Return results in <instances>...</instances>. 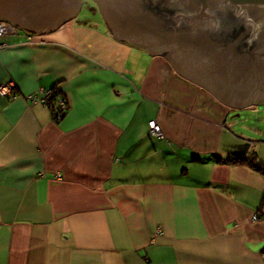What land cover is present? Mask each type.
<instances>
[{"label": "crops", "instance_id": "crops-1", "mask_svg": "<svg viewBox=\"0 0 264 264\" xmlns=\"http://www.w3.org/2000/svg\"><path fill=\"white\" fill-rule=\"evenodd\" d=\"M20 29L0 38L18 92L0 94V264H264V173L214 158L262 156L237 108L85 0L53 31Z\"/></svg>", "mask_w": 264, "mask_h": 264}, {"label": "water", "instance_id": "water-1", "mask_svg": "<svg viewBox=\"0 0 264 264\" xmlns=\"http://www.w3.org/2000/svg\"><path fill=\"white\" fill-rule=\"evenodd\" d=\"M100 1L116 39L165 56L179 74L233 108L264 100L258 91L264 90V0ZM82 3L0 0V14L46 33L74 18Z\"/></svg>", "mask_w": 264, "mask_h": 264}, {"label": "built area", "instance_id": "built-area-1", "mask_svg": "<svg viewBox=\"0 0 264 264\" xmlns=\"http://www.w3.org/2000/svg\"><path fill=\"white\" fill-rule=\"evenodd\" d=\"M20 32H21V29L17 25L11 22H8V21L0 20V38L6 39L9 36L19 35ZM27 37L31 41L32 36L29 35ZM6 45H7L6 43L0 44V49L5 47ZM0 93L3 96L9 97V98H16L18 96L16 86L12 82L0 85ZM43 93L44 95H43L41 102L44 105H46L48 108H50V106L54 107L56 109L57 119H59L60 121L69 111V103L67 99L62 96L56 97L55 90H48V91L46 90V91H43ZM30 100L33 102H36V97H30ZM149 132L151 136L157 139L165 138L163 130L156 120H152L149 122ZM256 219H257V216H254L253 220H256Z\"/></svg>", "mask_w": 264, "mask_h": 264}, {"label": "rangeland", "instance_id": "rangeland-1", "mask_svg": "<svg viewBox=\"0 0 264 264\" xmlns=\"http://www.w3.org/2000/svg\"><path fill=\"white\" fill-rule=\"evenodd\" d=\"M85 1L87 5L98 9L95 0ZM233 111L230 119L239 121V124H243L246 134L250 135L253 141L261 142L260 150L262 156H260V153L259 156L262 158L264 156V100L259 103L245 105Z\"/></svg>", "mask_w": 264, "mask_h": 264}, {"label": "trees", "instance_id": "trees-1", "mask_svg": "<svg viewBox=\"0 0 264 264\" xmlns=\"http://www.w3.org/2000/svg\"><path fill=\"white\" fill-rule=\"evenodd\" d=\"M53 90H55V96L56 97L59 96V92L56 89ZM50 110L52 112L53 118L55 117V119L59 121V119H57L56 109L50 106ZM214 158L216 159V161L222 163L245 164L256 169L257 171L264 173V160L255 151L249 152L246 157H237V158L224 160L223 158H220L218 155H215Z\"/></svg>", "mask_w": 264, "mask_h": 264}, {"label": "flooded vegetation", "instance_id": "flooded-vegetation-1", "mask_svg": "<svg viewBox=\"0 0 264 264\" xmlns=\"http://www.w3.org/2000/svg\"><path fill=\"white\" fill-rule=\"evenodd\" d=\"M103 1H104V0H103ZM96 3H97V5H99V7H101V1H100V0H99V1L96 0ZM259 45L262 46L261 44H259ZM261 50H264V47H263ZM260 65H261V64H260ZM261 70L264 72V67L261 66ZM219 78L223 80V76H222V74H220ZM258 91H259L260 93H262V91H264V90L259 89ZM254 96H258V95H254ZM231 102H232V101H231Z\"/></svg>", "mask_w": 264, "mask_h": 264}, {"label": "bare ground", "instance_id": "bare-ground-1", "mask_svg": "<svg viewBox=\"0 0 264 264\" xmlns=\"http://www.w3.org/2000/svg\"><path fill=\"white\" fill-rule=\"evenodd\" d=\"M5 21V20H4Z\"/></svg>", "mask_w": 264, "mask_h": 264}]
</instances>
